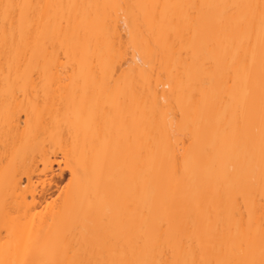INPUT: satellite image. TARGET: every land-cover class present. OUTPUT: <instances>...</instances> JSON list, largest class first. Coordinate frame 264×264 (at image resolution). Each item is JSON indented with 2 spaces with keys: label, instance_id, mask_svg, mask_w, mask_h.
Instances as JSON below:
<instances>
[{
  "label": "bare ground",
  "instance_id": "6f19581e",
  "mask_svg": "<svg viewBox=\"0 0 264 264\" xmlns=\"http://www.w3.org/2000/svg\"><path fill=\"white\" fill-rule=\"evenodd\" d=\"M0 264H264V0H0Z\"/></svg>",
  "mask_w": 264,
  "mask_h": 264
},
{
  "label": "rangeland",
  "instance_id": "374dc122",
  "mask_svg": "<svg viewBox=\"0 0 264 264\" xmlns=\"http://www.w3.org/2000/svg\"><path fill=\"white\" fill-rule=\"evenodd\" d=\"M54 181L50 184V186H47L44 190H46V192H44L47 196L48 199H54L57 198V195H59V188L62 187V185L65 183L66 178H67V173L64 172L61 175H55V177H53Z\"/></svg>",
  "mask_w": 264,
  "mask_h": 264
},
{
  "label": "snow or ice",
  "instance_id": "6c2138e0",
  "mask_svg": "<svg viewBox=\"0 0 264 264\" xmlns=\"http://www.w3.org/2000/svg\"><path fill=\"white\" fill-rule=\"evenodd\" d=\"M23 5H15V4H4L3 9H4V17L7 20L9 17L15 18L16 15V9L17 8H23Z\"/></svg>",
  "mask_w": 264,
  "mask_h": 264
}]
</instances>
